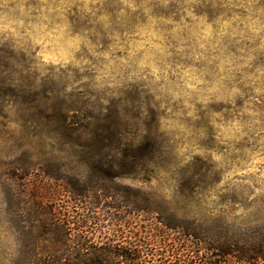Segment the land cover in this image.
I'll return each mask as SVG.
<instances>
[{
	"label": "rangeland",
	"instance_id": "374dc122",
	"mask_svg": "<svg viewBox=\"0 0 264 264\" xmlns=\"http://www.w3.org/2000/svg\"><path fill=\"white\" fill-rule=\"evenodd\" d=\"M19 2L26 28L8 35L0 24V65L20 72L23 79L29 69L39 76L33 67L37 61L28 53L39 50L41 39L55 58L66 63L55 66L59 73L53 70L42 78L46 103L40 111L24 103L36 95L31 91L34 80L17 85L9 97L12 78L0 76V186L12 172L10 163L20 156L30 164L44 158L73 161L69 156L80 152L74 143L84 135L78 122L89 117L119 113L142 119L154 107L162 156L166 153L170 160L187 154L191 149L185 145L193 141L201 153L243 151L264 137V0ZM9 103L12 109L5 111ZM51 119L74 120L76 130L46 127ZM77 166L69 165L74 168L70 174H84ZM191 167L205 172L212 165L196 156ZM179 171L178 184L186 182L181 174L189 170ZM216 178L212 174L206 183ZM126 180L119 183L127 185ZM65 201L61 197L54 202L60 206ZM220 203L227 205L218 214L222 226L210 224V218L195 210L181 214L174 208V214L195 219L197 230H264V224L247 227L246 215L233 218L237 204L241 211L248 206L242 191L233 187ZM5 208L0 190V230H13ZM252 215L260 219L258 213ZM2 259L0 252V264Z\"/></svg>",
	"mask_w": 264,
	"mask_h": 264
},
{
	"label": "trees",
	"instance_id": "16d2710c",
	"mask_svg": "<svg viewBox=\"0 0 264 264\" xmlns=\"http://www.w3.org/2000/svg\"><path fill=\"white\" fill-rule=\"evenodd\" d=\"M148 113L142 119L118 113L78 122L84 135L74 143L80 152L69 156L73 161L44 158L30 164L20 156L10 163L12 172L0 186L13 228L7 232L17 245L10 264H145L146 260L147 264H264V230H197L195 219L179 217L174 208L159 205L140 188L119 183L141 178L150 171L148 164L163 154L154 107ZM68 120L51 119L46 127L76 130V122ZM71 163L83 168L84 174H70ZM200 170L194 184L206 183L209 168ZM61 197L67 201L57 206L54 201ZM185 199L195 197L188 193ZM69 204L72 207H66ZM77 211L95 212V218L89 215L77 221ZM157 211L162 222L150 221ZM93 225L130 235L123 242L122 237H105L98 244L99 237L89 232ZM159 225L168 230L155 228Z\"/></svg>",
	"mask_w": 264,
	"mask_h": 264
},
{
	"label": "clouds",
	"instance_id": "9594fccd",
	"mask_svg": "<svg viewBox=\"0 0 264 264\" xmlns=\"http://www.w3.org/2000/svg\"><path fill=\"white\" fill-rule=\"evenodd\" d=\"M0 24H2L3 31L8 35H18L22 30L26 28L23 19V9L19 0H0ZM30 35V33H27ZM2 43V41H0ZM42 46L37 50L33 48L28 55L33 60L37 61L33 67H35L40 75H31V70H26L24 76L27 79H23L20 72H14L12 68H4L0 65V76L9 77L8 81L11 86L7 96L11 97L17 90L16 86L23 83L27 86L32 80L35 81L31 85V91L35 92L34 98L30 97L24 101L26 105L31 106L34 110L40 111L45 106V90L41 87L42 78L49 75L54 70L55 73H59V67L63 66L66 61L55 58L48 48V44L43 39L37 41ZM32 52H35V56H32ZM51 64L52 69L46 67ZM12 109V104L9 103L8 111ZM11 116L12 113L10 112ZM11 127L15 128V124H11ZM219 139V137H218ZM223 143V141H221ZM194 141L185 145V148L191 149L187 154L181 153L177 160H170L167 158V154L164 156L157 155L149 164L147 173H142L141 178L128 177L124 181L128 187L140 188L142 192L147 194L153 201L159 205L168 208H175L179 213L189 212L195 210L196 213L205 218H210L209 223L212 224L215 221L216 224L223 225L218 217L221 208H226L227 205L220 203V197L227 193L230 189L235 187L238 191H242L244 197H246V208L241 211V206L236 205V211L232 213L233 218H244L247 216V227L255 228L264 224V137L256 141L251 148H245L243 151L235 148L225 149L223 152L216 150H210L206 153H201L194 147ZM200 156L206 164L212 165V168L208 170V176L217 174V178L211 184H194L193 181L200 175V172H196L191 167L194 157ZM187 168L188 175L186 176V182L178 184L177 180L180 176V169ZM201 172L204 169L200 170ZM190 177V178H189ZM191 193L195 199H185V195ZM111 200V198H110ZM66 207H72L71 204ZM101 207H104L101 204ZM112 212H116V209H111ZM258 213L260 219H256L252 214ZM95 212L85 213L77 211V221L82 217L92 215L95 218ZM120 214H123L121 212ZM71 215V213H70ZM104 215V213H101ZM109 219L115 220L112 216ZM162 222L160 220V212L157 211L156 215L149 219ZM239 223V220H236ZM170 226V225H169ZM99 225H93L89 228L90 235L99 237L96 241L98 244H102L105 237H111L114 240L117 238H123L121 242L126 240L129 233L120 234L116 232L114 227L99 229ZM135 243H139V240H134ZM17 245L13 242V238L7 231L0 230V252H2V264H10V260L17 255L14 249ZM147 248H145V253ZM147 264V260L145 261Z\"/></svg>",
	"mask_w": 264,
	"mask_h": 264
}]
</instances>
